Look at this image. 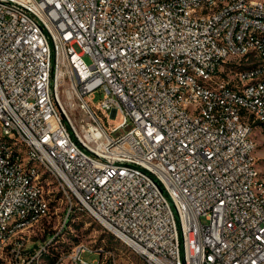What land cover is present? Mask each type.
<instances>
[{
    "label": "built area",
    "instance_id": "2783aa9c",
    "mask_svg": "<svg viewBox=\"0 0 264 264\" xmlns=\"http://www.w3.org/2000/svg\"><path fill=\"white\" fill-rule=\"evenodd\" d=\"M0 264H264V0H0Z\"/></svg>",
    "mask_w": 264,
    "mask_h": 264
},
{
    "label": "rangeland",
    "instance_id": "374dc122",
    "mask_svg": "<svg viewBox=\"0 0 264 264\" xmlns=\"http://www.w3.org/2000/svg\"><path fill=\"white\" fill-rule=\"evenodd\" d=\"M84 59L88 64L91 63V59L89 56H84ZM66 87L67 86L64 85L61 88V93H60L61 100L65 105L66 109L68 110L75 125L78 127V129L82 130L84 129L82 122L84 117L83 112L79 108L71 106L70 102L66 97V93L64 92ZM103 97H104V92L98 90L95 93L94 99L92 100L91 104L95 105L96 103H99ZM84 121L87 122V120ZM111 122L113 124H119L122 122V118L118 117L116 119H112ZM132 127H133V122L131 119H128V125L120 129L119 131L112 133V136L119 137L120 135L126 133ZM34 165L38 166V162L34 161ZM56 197L57 198L60 197V192H56ZM58 205H60L61 208L64 207V203L62 202H60ZM69 220L70 218L68 219V221ZM73 220H74V222H72L73 231H71L69 235L71 241H75L82 238L87 240L96 239L97 245L103 244L107 247V249L112 248L115 251H120V250L128 251V248L119 239H117L113 234H111V232H109L106 228H104L98 221H96L93 217H91L86 211L76 209V213L74 214ZM131 256L135 261L142 262L139 255L135 253H131ZM83 258L88 262H92L94 259L98 260L100 258V255L87 252L83 254Z\"/></svg>",
    "mask_w": 264,
    "mask_h": 264
}]
</instances>
